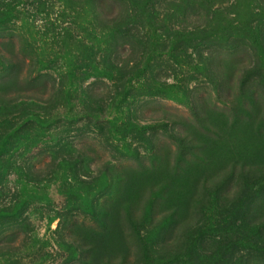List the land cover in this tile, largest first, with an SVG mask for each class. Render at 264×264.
I'll list each match as a JSON object with an SVG mask.
<instances>
[{"label": "rangeland", "instance_id": "1", "mask_svg": "<svg viewBox=\"0 0 264 264\" xmlns=\"http://www.w3.org/2000/svg\"><path fill=\"white\" fill-rule=\"evenodd\" d=\"M116 2L0 0V264H264V0Z\"/></svg>", "mask_w": 264, "mask_h": 264}, {"label": "trees", "instance_id": "2", "mask_svg": "<svg viewBox=\"0 0 264 264\" xmlns=\"http://www.w3.org/2000/svg\"><path fill=\"white\" fill-rule=\"evenodd\" d=\"M71 1H80V0H71ZM206 1V0H205ZM121 3L125 4L127 6V9L129 8H135L139 11H142V12H149V13H153V2L154 0H120ZM120 2H116V4H113V5H109L107 9H109V12H107V16L108 14L110 13V15H113L116 13L115 9H119V3ZM106 9V11H107ZM119 11L121 12L120 15H116L118 19H113L112 22L113 23H119L118 24V27L120 29H125L127 28V21H128V18H129V15H128V12L126 9H123ZM3 12L0 11V16ZM4 56L2 54H0V65H2V63H4L2 65V67L5 65V63H8L10 66L12 67H18L17 64H15L14 62L17 63V61H14V58H9V61H8V58L7 60L3 58ZM6 58V57H5Z\"/></svg>", "mask_w": 264, "mask_h": 264}]
</instances>
